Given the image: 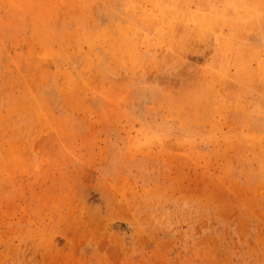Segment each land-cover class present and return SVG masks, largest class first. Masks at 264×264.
Segmentation results:
<instances>
[{
	"label": "rangeland",
	"instance_id": "374dc122",
	"mask_svg": "<svg viewBox=\"0 0 264 264\" xmlns=\"http://www.w3.org/2000/svg\"><path fill=\"white\" fill-rule=\"evenodd\" d=\"M238 2L0 0V264H264Z\"/></svg>",
	"mask_w": 264,
	"mask_h": 264
},
{
	"label": "crops",
	"instance_id": "0c3cea01",
	"mask_svg": "<svg viewBox=\"0 0 264 264\" xmlns=\"http://www.w3.org/2000/svg\"><path fill=\"white\" fill-rule=\"evenodd\" d=\"M241 3L244 5V10H247L246 13H247L248 21L244 22L243 20H240L239 18H237L236 20H240V21L239 22L235 21V24L241 27L242 25L246 23L247 25L252 26V30L249 31L247 34L239 33L238 31L235 30V36L238 38V40L247 38L248 40L256 42L258 38H257V32L255 31V28L257 25H261V18H262L261 16L264 14L261 6L264 7V0H242ZM235 5H236L235 9H240L238 0H235ZM258 89L264 91V80H263V83L259 85ZM259 97H261L262 99L260 100V104L258 106L262 107L264 106V92H261L259 94Z\"/></svg>",
	"mask_w": 264,
	"mask_h": 264
},
{
	"label": "bare ground",
	"instance_id": "6f19581e",
	"mask_svg": "<svg viewBox=\"0 0 264 264\" xmlns=\"http://www.w3.org/2000/svg\"><path fill=\"white\" fill-rule=\"evenodd\" d=\"M210 9V8H209ZM197 12V11H196ZM167 17V16H166ZM251 26V25H250ZM246 28V27H245ZM208 30V29H207ZM215 31V30H214ZM215 36V35H214ZM110 60V59H109ZM107 67V66H106ZM256 91V90H255ZM250 103V102H249ZM249 110V109H248ZM264 136V135H263ZM93 137V136H92ZM88 138V137H87ZM91 138V136H90ZM10 159V158H9ZM4 163V162H3ZM84 188V187H83Z\"/></svg>",
	"mask_w": 264,
	"mask_h": 264
}]
</instances>
